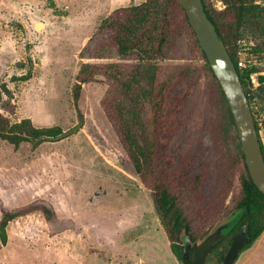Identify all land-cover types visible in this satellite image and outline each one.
Instances as JSON below:
<instances>
[{"label": "rangeland", "instance_id": "rangeland-1", "mask_svg": "<svg viewBox=\"0 0 264 264\" xmlns=\"http://www.w3.org/2000/svg\"><path fill=\"white\" fill-rule=\"evenodd\" d=\"M211 1L218 10L225 8L222 0ZM257 1L258 33L255 26L246 23L239 52L250 66L255 54L264 55V0ZM144 2L0 0V114L13 124L31 119L36 128L57 129L50 138L83 121L74 134L37 147L31 143L15 147L0 140V222L3 210L43 199L68 226L51 235L38 210L9 220L7 243L1 245L0 239V264H182L171 251L150 191L139 179L102 109L101 100L109 85L100 81L101 75L83 85L82 120L72 98V89L87 64L121 62L110 48L102 51V59L82 58L89 41L113 11ZM38 23L42 25L39 29ZM173 46L178 52L169 51L164 62L185 68L179 92H188L189 99L170 149L177 153L180 167L197 157L200 141L208 138L209 151L196 171L209 172L201 207L204 219H211L223 208H231L239 193L234 151L217 166L226 141L220 93L192 31L183 27ZM258 88L250 85V105L264 147V99ZM239 215L237 212L202 228L203 238L197 243ZM235 264H264V232L252 247L241 252Z\"/></svg>", "mask_w": 264, "mask_h": 264}, {"label": "trees", "instance_id": "trees-1", "mask_svg": "<svg viewBox=\"0 0 264 264\" xmlns=\"http://www.w3.org/2000/svg\"><path fill=\"white\" fill-rule=\"evenodd\" d=\"M202 1L209 19L216 26L235 63L251 104L253 94L250 92V76L264 71V61L259 60V57L264 59V55L255 54L252 58L254 65L246 69L240 68L238 61L245 24L250 22L257 27L258 1L222 0L225 5L223 10L215 8L211 0ZM185 26L192 31L195 44L220 93L226 141L220 151L217 166L223 165L233 150L240 183L232 207L223 208L213 218L206 220L201 196L209 172L196 171V168L209 151L208 138L200 141L197 157L180 167L177 165V153L170 149L178 134L180 115L189 99V93L182 95L179 92L185 68L165 63L164 59L169 51L178 52V48L173 45ZM256 31L258 33L257 28ZM105 48L114 49L121 62L103 66L87 64V69L81 72L72 89L73 104L82 120L80 99L83 85L97 81L95 75H101L100 81L109 85V91L101 100L102 109L139 179L151 193L174 256L181 262L186 243L195 244L203 238L202 228L220 218L228 219L237 212L240 215L236 219L238 223L235 229L212 250L206 263L215 260L221 264L240 229L244 230L247 239L243 250L252 247L264 232V194L250 177L229 105L180 0H145L141 5L113 11L106 25L84 48L82 58L102 59ZM255 50L258 51V48ZM261 51L264 52V49L261 48ZM259 80L258 91L264 99V74L259 76ZM6 93L13 97L8 90ZM255 123L258 130L256 120ZM55 131L58 130L36 128L31 119L13 124L0 114V140L15 147L22 143H31L37 147L57 138L48 137L50 133L56 134ZM262 150L264 155L263 146ZM36 210L45 217L51 235L67 229V224L57 217L52 204L38 199L18 209L3 210L4 216L0 222L1 245L7 243L6 227L9 220Z\"/></svg>", "mask_w": 264, "mask_h": 264}, {"label": "water", "instance_id": "water-1", "mask_svg": "<svg viewBox=\"0 0 264 264\" xmlns=\"http://www.w3.org/2000/svg\"><path fill=\"white\" fill-rule=\"evenodd\" d=\"M180 3L229 105L250 177L259 191L264 194V155L262 144L251 105L235 63L227 51L223 39L219 36L216 26L209 19L203 1L180 0ZM41 26V23L36 25L38 29ZM82 126L83 121L51 141L62 140L80 130ZM237 223L236 220L226 221L214 234L200 244L187 242L181 263L207 264L206 260L209 254L231 234ZM246 242L245 232L240 229L232 240L221 264H235Z\"/></svg>", "mask_w": 264, "mask_h": 264}, {"label": "built area", "instance_id": "built-area-1", "mask_svg": "<svg viewBox=\"0 0 264 264\" xmlns=\"http://www.w3.org/2000/svg\"><path fill=\"white\" fill-rule=\"evenodd\" d=\"M219 4L221 5L222 2H219ZM240 57H239V61H238V65L240 68L246 69V68H250L251 66L248 64L249 60H246V56L242 53H239ZM264 72H259V73H253L250 76V82L253 88H258L260 87V80H259V76L263 75ZM258 134H259V139L262 142L263 141V136L260 130H258ZM264 143V142H263Z\"/></svg>", "mask_w": 264, "mask_h": 264}]
</instances>
